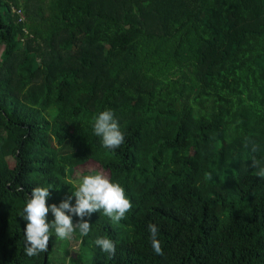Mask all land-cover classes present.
I'll return each mask as SVG.
<instances>
[{
  "label": "trees",
  "instance_id": "1",
  "mask_svg": "<svg viewBox=\"0 0 264 264\" xmlns=\"http://www.w3.org/2000/svg\"><path fill=\"white\" fill-rule=\"evenodd\" d=\"M0 50V264H51L52 237L25 255L26 195L92 171L132 207L86 217L68 264H264V0H0Z\"/></svg>",
  "mask_w": 264,
  "mask_h": 264
},
{
  "label": "clouds",
  "instance_id": "2",
  "mask_svg": "<svg viewBox=\"0 0 264 264\" xmlns=\"http://www.w3.org/2000/svg\"><path fill=\"white\" fill-rule=\"evenodd\" d=\"M91 123L94 135L101 139L104 148L115 150L124 143V133L111 110L99 112ZM258 175L264 177V167L259 169ZM49 196V188L39 186L32 188L30 196L26 195L20 216L26 221L24 252L28 257L47 252L52 233L60 240L71 239L77 230L80 237L87 236L91 225L85 218H90L93 213L102 211L113 224H118L132 207L124 188L118 182L111 181L102 171L80 174L74 183L72 196L62 200L58 205L47 204ZM73 196L74 204L71 203ZM49 212L54 217L51 221L47 220ZM73 217L77 218L76 223H73ZM148 230L155 254L163 255L161 243L157 239L158 227L149 223ZM94 244L110 258L115 255L116 244L111 239L97 237Z\"/></svg>",
  "mask_w": 264,
  "mask_h": 264
},
{
  "label": "rangeland",
  "instance_id": "3",
  "mask_svg": "<svg viewBox=\"0 0 264 264\" xmlns=\"http://www.w3.org/2000/svg\"><path fill=\"white\" fill-rule=\"evenodd\" d=\"M1 54V50H0ZM78 178L75 179V181ZM54 217L49 212L47 216V220L51 221ZM52 237V245L54 248V254L51 257V264H68L71 259L76 258L79 254V246L78 242L74 241L72 237L69 240H60L58 239L54 233L51 234ZM65 259V260H64Z\"/></svg>",
  "mask_w": 264,
  "mask_h": 264
}]
</instances>
